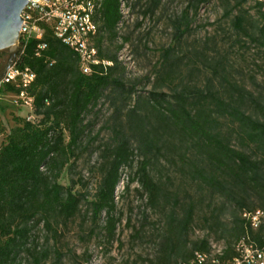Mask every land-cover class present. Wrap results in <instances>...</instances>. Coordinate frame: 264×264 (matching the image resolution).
<instances>
[{
    "label": "trees",
    "instance_id": "obj_1",
    "mask_svg": "<svg viewBox=\"0 0 264 264\" xmlns=\"http://www.w3.org/2000/svg\"><path fill=\"white\" fill-rule=\"evenodd\" d=\"M143 1L152 4L148 3L144 15L159 4V0H136L135 4ZM208 1L190 0L188 10L196 12ZM248 1L263 21L261 26L254 27V40L264 47L263 3L234 0L224 16L241 9ZM245 14L242 11L232 21L234 28L243 33ZM120 19L119 0H103L97 18L100 26L96 47L99 59L110 65L92 66L88 74L79 69L77 55L57 40L48 27H43L41 41L46 49L36 56L40 42L31 40L19 57L18 65L28 67L35 74L28 94L33 99L31 115L40 119L36 124L31 119H16V127L8 133L0 129V264H43L47 254L39 251L35 230L42 224L46 231L55 234L53 222L70 221L79 213L81 202L88 203L94 222L105 216L102 231L106 243L111 245L122 220L116 212L115 191L121 170L133 168L136 154L141 160L124 190L136 183L139 188L136 191L145 197L147 206L161 211L166 218L165 233L159 237L152 264L187 262L195 251H207L210 243L202 238L189 249L183 248L182 243L192 228L194 208L187 205L180 213L174 209L166 211L170 198L150 170L156 158L163 154L171 160L175 158L174 165L182 177L198 182L201 189L233 206L231 239L213 241L225 246L224 260L231 261L237 256L232 246L245 234L259 247L264 246V223L252 230L243 217L256 210L264 212V120L256 116L264 117V103L224 77L220 90L208 80L202 88H176L170 97L150 93L141 100L150 108L148 114H140L137 106L130 109L126 123L136 148L131 147V136L120 131L114 144L102 149L100 179L91 201L74 191L78 182L70 179L69 186L59 184L84 139L87 113L98 106L110 85L120 83L112 77L120 65L117 57H101L104 42L118 38L115 28ZM190 26L186 15L182 16L174 25L175 32L182 36ZM170 52L167 49L163 54L168 64ZM0 91L19 93L12 84L2 85ZM232 140L237 142L236 146ZM249 194L257 204L247 203ZM212 220L215 226L221 225L218 218Z\"/></svg>",
    "mask_w": 264,
    "mask_h": 264
},
{
    "label": "rangeland",
    "instance_id": "obj_2",
    "mask_svg": "<svg viewBox=\"0 0 264 264\" xmlns=\"http://www.w3.org/2000/svg\"><path fill=\"white\" fill-rule=\"evenodd\" d=\"M189 2L159 0L157 7L146 15L143 12L149 1L134 3L128 23L119 30L118 38L104 42L101 57H117L120 65L112 77L120 83L110 85L98 106L87 113L84 121L87 128L82 144L58 181L63 186H69L70 179L78 182L74 191L85 195L88 202L93 199L100 179V152L114 144L120 131L131 136L126 123L127 113L137 106L140 114H148L150 108L141 100L150 93L170 97L176 88H202L208 80L220 90L224 77L243 86L264 103V47L254 40V27L261 26L263 21L251 1L241 9L232 11L228 17L224 14L229 12L234 0H209L196 12L188 10ZM242 11L246 12L244 33L237 31L232 24L234 17L242 14ZM185 15L191 26L187 33L179 36L174 25ZM167 49H171L169 64L163 58ZM129 91L132 93L128 96ZM247 112L251 113V110ZM31 116L27 107L16 102L14 94L0 91L2 133L16 127V119H31L35 124L40 119ZM256 116L264 120L262 115ZM130 139L131 147L135 149L136 141L132 136ZM236 143L232 140L233 145L236 146ZM156 159L150 170L170 198L166 211L174 209L180 213L187 205L194 208L192 228L182 243L183 248L189 249L192 243L202 238H207L209 242L231 239L229 229L233 206L201 189L198 182L182 177L174 165L175 158L171 160V157L163 154ZM140 160L136 154L133 168L121 170L115 203L116 212L122 220L116 230V240L111 245L106 243L102 231L105 216L101 215L94 222L88 203L81 202L79 213L70 221L53 222L55 234L46 231L42 224L35 230L37 247L47 254L43 264H57V259L59 264L154 262L159 237L165 233V214L147 206L145 197L136 191L139 189L136 183L124 190ZM249 195L247 203L257 204L255 197ZM214 217L219 219L221 225L215 226Z\"/></svg>",
    "mask_w": 264,
    "mask_h": 264
},
{
    "label": "built area",
    "instance_id": "obj_3",
    "mask_svg": "<svg viewBox=\"0 0 264 264\" xmlns=\"http://www.w3.org/2000/svg\"><path fill=\"white\" fill-rule=\"evenodd\" d=\"M257 1L264 4V0ZM135 2L136 0H119L121 19L115 28L117 32L128 23ZM102 3L103 0H29L21 13L22 24L16 57L1 77L0 87L12 84L19 89V93L15 95L16 102H20L32 113L33 99L29 96L28 89L35 74L28 67L19 66L18 61L31 40L40 42L36 47V56L46 49V44L41 42L43 27H48L57 40L77 55L82 73H90L92 66L110 65L99 59L96 47L100 26L97 18ZM243 217L252 230H257L264 223V212L261 210L245 213ZM232 248L237 256L231 261L224 260L225 246L210 242L207 251H195L189 261L180 264H264V246L259 247L251 241L248 234L241 237Z\"/></svg>",
    "mask_w": 264,
    "mask_h": 264
},
{
    "label": "water",
    "instance_id": "obj_4",
    "mask_svg": "<svg viewBox=\"0 0 264 264\" xmlns=\"http://www.w3.org/2000/svg\"><path fill=\"white\" fill-rule=\"evenodd\" d=\"M29 0H0V52L9 50V58L1 77L14 62L18 50L21 13Z\"/></svg>",
    "mask_w": 264,
    "mask_h": 264
},
{
    "label": "flooded vegetation",
    "instance_id": "obj_5",
    "mask_svg": "<svg viewBox=\"0 0 264 264\" xmlns=\"http://www.w3.org/2000/svg\"><path fill=\"white\" fill-rule=\"evenodd\" d=\"M9 54H10L9 50H4V51L0 52V68H1L0 75L6 66V63H7L8 58H9Z\"/></svg>",
    "mask_w": 264,
    "mask_h": 264
}]
</instances>
